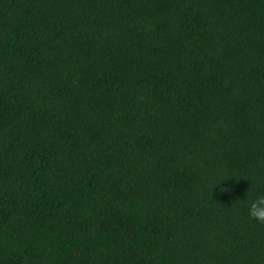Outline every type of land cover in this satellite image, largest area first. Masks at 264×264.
Wrapping results in <instances>:
<instances>
[{"label":"trees","instance_id":"1","mask_svg":"<svg viewBox=\"0 0 264 264\" xmlns=\"http://www.w3.org/2000/svg\"><path fill=\"white\" fill-rule=\"evenodd\" d=\"M264 0H0V264H264Z\"/></svg>","mask_w":264,"mask_h":264},{"label":"clouds","instance_id":"2","mask_svg":"<svg viewBox=\"0 0 264 264\" xmlns=\"http://www.w3.org/2000/svg\"><path fill=\"white\" fill-rule=\"evenodd\" d=\"M248 213L255 219L264 221V195H259L250 202Z\"/></svg>","mask_w":264,"mask_h":264}]
</instances>
